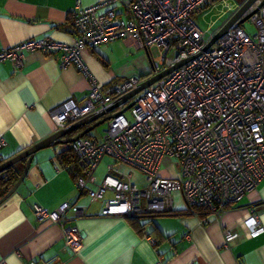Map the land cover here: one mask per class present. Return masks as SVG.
<instances>
[{"label": "built area", "instance_id": "1", "mask_svg": "<svg viewBox=\"0 0 264 264\" xmlns=\"http://www.w3.org/2000/svg\"><path fill=\"white\" fill-rule=\"evenodd\" d=\"M228 1L100 0L89 5L77 1L68 14L77 33L72 42L30 37L0 49V61L9 60L14 68L23 65L27 52L59 53L62 66L74 65L89 79L82 99L68 97L51 109L57 129L104 109L142 80L131 75L99 85L81 49L112 39L128 40L147 51L150 74L190 57L139 92L128 108L123 110L125 103L114 108L100 138L84 135L71 142L75 156L86 162L83 174L75 179L78 191L85 190L90 199H102L106 190L113 192L101 215L151 218L168 213L173 194L179 191L190 211L220 219L229 204L264 177V3L247 18L252 32L234 22L204 47L240 6ZM216 3L225 6L221 18L200 25L199 17ZM105 155L148 175V182L139 186L130 173L125 178L107 173L89 187L90 176ZM170 164L179 168L178 176L162 175ZM68 210L74 217L84 214L82 206L68 201L53 209L33 203L35 217L58 225L65 245L77 253L83 236L68 223ZM243 224L250 236L264 231L255 214L245 217ZM236 235L225 229V243Z\"/></svg>", "mask_w": 264, "mask_h": 264}, {"label": "crops", "instance_id": "2", "mask_svg": "<svg viewBox=\"0 0 264 264\" xmlns=\"http://www.w3.org/2000/svg\"><path fill=\"white\" fill-rule=\"evenodd\" d=\"M77 1L89 5L100 0H0V49L30 37L72 42L77 33L68 14ZM80 54L103 87L131 75L144 79L151 71L147 51L124 39L85 47ZM88 86L89 79L74 65H61L59 53L27 52L18 68L9 60L0 61L3 160L55 131L51 109L68 97L82 99ZM90 131L85 136L100 138L101 134L94 136ZM66 146L71 143L37 149L23 179L0 202V264H264V231L250 236L243 224L245 217L255 214L264 226V177L238 202L229 204L220 219L190 211L179 191L173 194L168 213L151 218L101 215L112 190H106L102 199L79 192L75 179L83 174L86 162L76 156L62 161L59 151ZM24 163L19 161L16 167L22 170ZM107 173L118 178L130 173L135 183L140 177L105 155L88 186L94 187ZM64 201L84 209L78 217L69 210L65 213L68 223L82 232L83 244L77 253L65 245L58 225L33 213L35 202L53 209ZM225 229L237 232L227 243Z\"/></svg>", "mask_w": 264, "mask_h": 264}, {"label": "water", "instance_id": "3", "mask_svg": "<svg viewBox=\"0 0 264 264\" xmlns=\"http://www.w3.org/2000/svg\"><path fill=\"white\" fill-rule=\"evenodd\" d=\"M257 0H243L240 3V6L223 22V24L215 31V33L212 35V37L209 39V41L205 44L204 47L210 46L215 42V40L222 35L228 27L233 24L234 22L241 23L245 19L248 18L251 12L255 11L259 6H261L264 3V0H259L257 5L251 9L250 11L246 12ZM246 12V13H245ZM190 57L181 59L177 62H175L173 65L168 66L154 74H150L142 79L138 85L130 89L123 94L117 96L110 104H108L104 109L99 110L97 112H91L86 114L85 116L77 119L76 121L71 122L70 124L66 125L65 127L58 128L46 137H43L42 139L36 141L35 143L31 144L30 146L22 149L21 151L17 152L15 155L3 160L0 162V171L6 169L7 167L11 166L12 164L25 159L24 166L18 176V178L15 180V182L12 184V186L0 197V202L5 199L11 192L15 190L19 182L23 179L29 164L31 162L33 153L39 149L46 146H50L54 143H71L75 139L84 136L86 133H88L93 127L96 125L102 123L103 121L107 120L109 117H111L114 112L111 111L116 108L118 105L125 103L123 106V110L128 108L138 97L139 92H141L144 88H146L149 84L157 80L158 78L162 77L163 75L170 72L172 69L189 59ZM137 94V95H135ZM141 94V93H140ZM127 102V103H126ZM85 126V127H83ZM80 127H83L80 131H78L76 134L65 137V135L73 129H78Z\"/></svg>", "mask_w": 264, "mask_h": 264}, {"label": "rangeland", "instance_id": "4", "mask_svg": "<svg viewBox=\"0 0 264 264\" xmlns=\"http://www.w3.org/2000/svg\"><path fill=\"white\" fill-rule=\"evenodd\" d=\"M242 1L243 0H229L228 2H230V3L231 2H235V3L239 2V3H241ZM205 8L207 9V7H205ZM222 8L224 9L225 6H223L221 3H216V4H214V6L210 7V9L208 11H206L207 13H205L204 16H200L199 17L200 25H202V26L210 25L212 20H214L216 18L218 19V17L221 18L220 14H221V10H223ZM206 9H203V10H206ZM242 24L249 32H252L254 30V27L251 25V23H250V21L248 19H245L242 22ZM152 52H153V54H156V50L155 49H152ZM125 114L127 116H129V112L128 111H125ZM106 126H107V120H105L102 123H100V124L96 125L95 127H93L91 129L90 133L92 135H94V136L95 135L98 136V135H100L102 133V131L106 128ZM161 173H162V175L178 176L179 168L177 166H175L174 164H170L169 167H167V168L163 167V170L161 171ZM138 175L140 176L138 178V181H137L139 186H142L145 183H147L149 178H150L148 175L143 174V173H138Z\"/></svg>", "mask_w": 264, "mask_h": 264}, {"label": "trees", "instance_id": "5", "mask_svg": "<svg viewBox=\"0 0 264 264\" xmlns=\"http://www.w3.org/2000/svg\"><path fill=\"white\" fill-rule=\"evenodd\" d=\"M77 129H73L70 130L67 134L72 133L74 131H76ZM77 133V132H76ZM74 133V134H76ZM72 134V135H74ZM89 134L86 133L85 135ZM69 135V136H72ZM71 146H66L64 148H62L59 151V158L62 161H67L70 162L75 155L72 153L71 150ZM20 161H25V159H22ZM19 162V161H18ZM14 163L11 166L7 167L6 169L0 171V197L12 186V184L15 182V180L18 178L20 172H21V168H17L16 164L18 163Z\"/></svg>", "mask_w": 264, "mask_h": 264}]
</instances>
